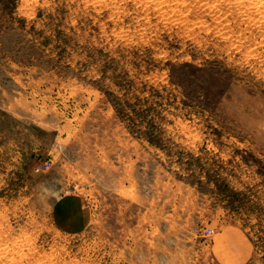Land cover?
<instances>
[{
  "label": "rangeland",
  "instance_id": "rangeland-1",
  "mask_svg": "<svg viewBox=\"0 0 264 264\" xmlns=\"http://www.w3.org/2000/svg\"><path fill=\"white\" fill-rule=\"evenodd\" d=\"M247 1L0 0V264H264Z\"/></svg>",
  "mask_w": 264,
  "mask_h": 264
},
{
  "label": "crops",
  "instance_id": "crops-1",
  "mask_svg": "<svg viewBox=\"0 0 264 264\" xmlns=\"http://www.w3.org/2000/svg\"><path fill=\"white\" fill-rule=\"evenodd\" d=\"M72 200H73V199H72ZM71 202H72V201H71ZM71 202L65 204L67 208L71 207V205H68V204H72ZM67 208L64 210V212L62 211V213H61L62 215L65 216V217H63L65 220H66V219H71V217H69L70 214H73V213L75 214V212H73V213L69 212V209H67ZM64 219H63V220H64ZM83 219H84V218L82 217L81 220H83ZM73 220H75V219H73ZM73 223H74V224H79L78 222H75V221H73Z\"/></svg>",
  "mask_w": 264,
  "mask_h": 264
},
{
  "label": "bare ground",
  "instance_id": "bare-ground-1",
  "mask_svg": "<svg viewBox=\"0 0 264 264\" xmlns=\"http://www.w3.org/2000/svg\"><path fill=\"white\" fill-rule=\"evenodd\" d=\"M165 1V0H164ZM180 1V0H179ZM203 1V0H202ZM248 1H249V3H248ZM247 1V3L248 4H253L252 2L250 3V0H248ZM262 1H264V0H262ZM232 2V1H231ZM244 2H246V0H244ZM256 2V1H255ZM240 3H242V4H244L243 2H240ZM162 4V3H161ZM245 5H247V4H245ZM232 6V5H231ZM237 6V5H236ZM239 6V5H238ZM243 6V5H242ZM257 6V5H256ZM258 6H259V4H258ZM117 7V6H116ZM191 7V6H190ZM206 7V6H205ZM211 7V6H210ZM261 7H263L264 8V2H262V5H261ZM248 8V7H247ZM260 8V7H259ZM181 9V8H180ZM239 9V8H238ZM256 9V8H255ZM148 10V9H147ZM172 10V9H171ZM241 10V9H240ZM221 11V10H220ZM255 11H257V10H255ZM258 11H259V9H258ZM164 12V11H163ZM173 12V11H172ZM224 12V11H223ZM248 12V11H247ZM262 12V11H261ZM157 14V13H156ZM162 14V13H161ZM169 14V13H168ZM232 14V13H231ZM164 15V14H163ZM167 15V14H166ZM182 15V14H181ZM226 15V14H225ZM172 17V16H171ZM264 17V16H263ZM173 18V17H172ZM184 18H186V17H184ZM262 18V17H261ZM185 20V19H184ZM225 22V21H224ZM250 22V21H249ZM260 22V21H259ZM177 24V23H176ZM179 24V23H178ZM187 24V23H186ZM223 29V28H222ZM227 33V32H226ZM1 250V249H0ZM7 250V249H6ZM5 255V254H4ZM13 260V259H12ZM1 263V262H0ZM15 264V263H14Z\"/></svg>",
  "mask_w": 264,
  "mask_h": 264
}]
</instances>
